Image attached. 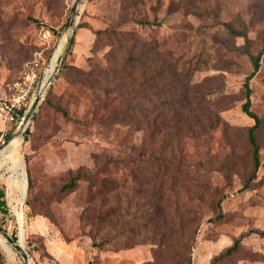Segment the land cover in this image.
Here are the masks:
<instances>
[{"label": "rangeland", "instance_id": "obj_1", "mask_svg": "<svg viewBox=\"0 0 264 264\" xmlns=\"http://www.w3.org/2000/svg\"><path fill=\"white\" fill-rule=\"evenodd\" d=\"M74 2L0 0V99L30 60L42 54L46 69L63 57L26 137L0 144V264H26L3 231L33 264H209L239 237V251L212 264H264V126L244 187L254 120L243 110L244 50H264V0H82L63 52ZM143 54L154 66L133 69ZM150 69L155 91L141 104ZM250 84L264 120V51ZM180 96L192 105L179 109ZM19 126L0 116V137ZM152 153L192 172L138 173ZM80 166L94 181L61 191Z\"/></svg>", "mask_w": 264, "mask_h": 264}, {"label": "trees", "instance_id": "obj_2", "mask_svg": "<svg viewBox=\"0 0 264 264\" xmlns=\"http://www.w3.org/2000/svg\"><path fill=\"white\" fill-rule=\"evenodd\" d=\"M96 34V37L98 36L100 30L94 31ZM245 38H247V34L243 33L242 34ZM73 42V39L71 40V43ZM264 50L259 51L256 54L250 53L247 49L244 50V52L249 53L252 64H253V69L252 71L247 75L246 80L244 82V87H245V102L243 103V110L247 115H249L251 118L254 120V124L249 127L248 129V141L250 142L252 146V161H253V171L251 172V175L249 177V181L246 182L244 187H249L250 182H252L256 177H257V172L260 168L261 165V147L260 143L258 141V132L261 130V128L264 126V120L261 118L255 111L252 110V87L250 84V80L254 77V75L259 71L260 66H261V57L263 54ZM33 60H30L26 65L30 64ZM145 61H151L150 65L154 66L152 60H148L147 57L143 54L140 57H134L131 59L132 62V68H136V66H141L142 63ZM25 65V66H26ZM24 66V67H25ZM155 86H156V74L155 71L150 69V72L144 73L141 81L139 82V90L136 92L137 94H143L142 98L140 99V103L146 102H151L152 99L148 97L147 94L149 92L155 91ZM178 89V88H176ZM187 91V90H186ZM178 104L179 109H186L188 108L187 106H191L193 101L190 97L187 96H180L178 99ZM151 106L153 107V103H151ZM189 106V107H190ZM178 110V109H177ZM149 111V110H147ZM180 111V110H179ZM65 115H67L66 111H63ZM12 135H8L7 139H10ZM164 151V150H163ZM164 153V152H163ZM158 155L155 157V155L152 153L149 157L150 159L148 161H145L142 166L137 165L136 170L138 173L143 174V173H150L158 176H165L169 173H174L176 175H189L191 171V168L181 166L180 164H177L174 159L171 157H167L164 154ZM116 162H124V159L122 158H116ZM197 170V169H196ZM198 171V170H197ZM81 179H86L89 182L94 181V178L92 176V172L89 171L85 166H80L77 170V172L66 182L62 185L61 191L64 193H67L78 185L79 180ZM32 185L31 180H29V186ZM162 187V186H161ZM221 197L218 199V207L221 210ZM0 209H6V199H5V192L4 189L0 188ZM88 212V211H86ZM222 216V210L219 214ZM259 234L264 236V231L260 230L258 232ZM93 238V246L95 247H101L103 245L102 241L97 242L95 237L92 236ZM13 239H17V236L13 234ZM119 248L123 247L117 246ZM240 249V237L234 240V242L230 245H228L224 250H222L218 255H215L211 259V263H216L222 261L224 258L228 256L234 255L237 251ZM187 264H194L192 259L189 258L187 260Z\"/></svg>", "mask_w": 264, "mask_h": 264}, {"label": "built area", "instance_id": "obj_3", "mask_svg": "<svg viewBox=\"0 0 264 264\" xmlns=\"http://www.w3.org/2000/svg\"><path fill=\"white\" fill-rule=\"evenodd\" d=\"M46 59L39 54L30 64L26 65L10 86V92L0 99V116L8 124L17 123L19 126L31 100L39 92V83L42 82V73L45 70ZM41 88V85H40ZM10 128V126L8 127ZM7 127L2 128L0 144L2 147L9 141Z\"/></svg>", "mask_w": 264, "mask_h": 264}, {"label": "water", "instance_id": "obj_4", "mask_svg": "<svg viewBox=\"0 0 264 264\" xmlns=\"http://www.w3.org/2000/svg\"><path fill=\"white\" fill-rule=\"evenodd\" d=\"M82 6V0H75L74 4H73V8L71 11V14L66 22V26H65V35L67 36V42H66V46L64 48V50L66 49V47L68 46V44L71 42L72 40V34L68 37V35L71 32H74V27L76 24V20L78 18V13H79V7ZM62 56L59 58L58 60V64L56 66V68L51 72L50 76L47 79V84L45 86V88L43 90L40 89V91L38 92V94L35 96V98H33L30 102V104L28 105L26 112L24 114V118L22 123L19 126L20 132H17V134L14 137H21L22 140L26 137L28 131H29V127H30V122L34 116L35 110L39 104L40 99L42 98L45 90L47 89V87L51 84L52 79L54 78L55 75V71L58 69V65L59 63H61L62 61ZM11 136L10 139L14 138ZM3 234L5 235V237L7 238L8 242L14 246L18 252L21 254V256L23 257V260L25 261L26 264H33L31 262V258L30 255L28 253V251L26 250L25 246H22L20 244V242L14 240L7 232L3 231Z\"/></svg>", "mask_w": 264, "mask_h": 264}, {"label": "bare ground", "instance_id": "obj_5", "mask_svg": "<svg viewBox=\"0 0 264 264\" xmlns=\"http://www.w3.org/2000/svg\"><path fill=\"white\" fill-rule=\"evenodd\" d=\"M64 37H66V42H67V36L66 35H64ZM65 46H66V44H65ZM65 48V47H64ZM63 52H64V49H63ZM63 54V53H62ZM62 56V55H61ZM55 57H54V55L52 54V56H51V58H50V60H49V63H48V66H47V68L45 69V71H44V78H43V80H42V82H44L46 79H47V77H48V75H49V73L52 71V69L54 68H56V66H57V64H58V61H57V63L56 64H54V62H55V59H54ZM53 69V70H54ZM46 84H47V80H46V82H45V86H46ZM45 86H44V88H45ZM43 88V89H44ZM17 137H14V138H12V139H10L9 141H8V143H10V142H13V140L14 139H16ZM5 146V145H4ZM3 146V147H4ZM2 147V148H3ZM1 148V149H2Z\"/></svg>", "mask_w": 264, "mask_h": 264}]
</instances>
